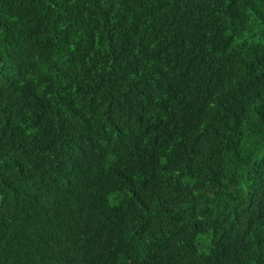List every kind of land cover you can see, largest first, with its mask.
Here are the masks:
<instances>
[{
	"label": "trees",
	"instance_id": "16d2710c",
	"mask_svg": "<svg viewBox=\"0 0 264 264\" xmlns=\"http://www.w3.org/2000/svg\"><path fill=\"white\" fill-rule=\"evenodd\" d=\"M0 264H264V0H0Z\"/></svg>",
	"mask_w": 264,
	"mask_h": 264
}]
</instances>
